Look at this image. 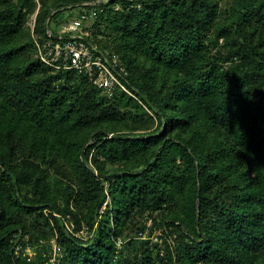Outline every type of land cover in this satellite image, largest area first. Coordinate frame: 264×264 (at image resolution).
I'll return each mask as SVG.
<instances>
[{
	"label": "trees",
	"instance_id": "trees-1",
	"mask_svg": "<svg viewBox=\"0 0 264 264\" xmlns=\"http://www.w3.org/2000/svg\"><path fill=\"white\" fill-rule=\"evenodd\" d=\"M40 2L0 0V264H264V0ZM93 7L135 96L36 54Z\"/></svg>",
	"mask_w": 264,
	"mask_h": 264
},
{
	"label": "built area",
	"instance_id": "built-area-1",
	"mask_svg": "<svg viewBox=\"0 0 264 264\" xmlns=\"http://www.w3.org/2000/svg\"><path fill=\"white\" fill-rule=\"evenodd\" d=\"M40 1L37 0L38 5L41 4ZM90 3V1H86L83 4ZM97 14L98 9L93 7L65 21L57 31L58 38L53 37L51 29L46 32L47 37L45 38H39L35 35L33 42L36 54L49 66L74 69L78 73L85 74L90 81L109 96H112L114 89L118 87L134 95L127 86L128 71L124 66H121L118 54L100 48L93 39L92 24L87 22L94 20ZM28 23L33 31L36 13L30 16ZM67 226L72 230V223H67ZM143 237H147V233H144ZM149 237L153 241L163 243L160 228H156ZM123 241L121 237L117 238V246L121 247ZM29 248L31 249L30 245H27L26 249L30 250ZM59 254L60 246L55 240H52L46 264H58Z\"/></svg>",
	"mask_w": 264,
	"mask_h": 264
},
{
	"label": "rangeland",
	"instance_id": "rangeland-1",
	"mask_svg": "<svg viewBox=\"0 0 264 264\" xmlns=\"http://www.w3.org/2000/svg\"><path fill=\"white\" fill-rule=\"evenodd\" d=\"M105 1H108V0H105ZM78 12H79V8L78 9L77 8H74L72 10H66L65 11V14H64V19H65L64 21H67V20H69V19L77 16L78 15ZM64 21H59L58 22V21L52 19L51 22H50V26H51V28L53 30H57L58 31L61 28V26L63 25ZM87 23L88 24H92V27L96 29V27L94 25L96 23V20H90ZM97 37L103 39L102 35H98ZM108 166L111 167V166H113V164L112 163H108ZM154 214H156V212H154ZM83 234H86V232L84 231ZM25 252H26V254H28L29 257H32L35 254V251H34V248L33 247H31L30 250L26 249ZM46 253H47L46 256L48 257V251L47 250H46Z\"/></svg>",
	"mask_w": 264,
	"mask_h": 264
},
{
	"label": "water",
	"instance_id": "water-1",
	"mask_svg": "<svg viewBox=\"0 0 264 264\" xmlns=\"http://www.w3.org/2000/svg\"><path fill=\"white\" fill-rule=\"evenodd\" d=\"M48 21V20H47ZM47 29V28H46ZM47 31H48V29H47ZM53 37H55V38H58V35H53Z\"/></svg>",
	"mask_w": 264,
	"mask_h": 264
}]
</instances>
